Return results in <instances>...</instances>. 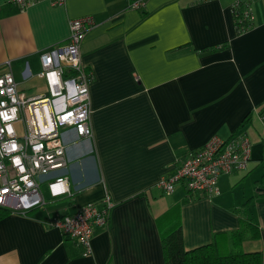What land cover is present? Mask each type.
I'll return each instance as SVG.
<instances>
[{"label":"crops","instance_id":"1","mask_svg":"<svg viewBox=\"0 0 264 264\" xmlns=\"http://www.w3.org/2000/svg\"><path fill=\"white\" fill-rule=\"evenodd\" d=\"M234 1H41L21 11L0 0V68L10 62L27 97L46 94L40 56L67 41L69 20L92 22L80 48L92 136L65 137L72 196L52 200L43 185L45 206L0 219V264H165L157 220L169 211L186 250L216 237L264 264V0H251L253 28L242 34ZM240 135L250 161L218 178V195L191 200L182 184L169 196L156 187L189 152ZM105 196L108 224L83 257L49 222Z\"/></svg>","mask_w":264,"mask_h":264},{"label":"built area","instance_id":"2","mask_svg":"<svg viewBox=\"0 0 264 264\" xmlns=\"http://www.w3.org/2000/svg\"><path fill=\"white\" fill-rule=\"evenodd\" d=\"M41 1L52 6L64 3V0H7L21 11ZM141 2L132 0L131 7L140 9ZM232 14L237 24L247 25L242 33L249 31L253 24L251 0H235ZM90 23L86 17L69 20L67 41L41 54L38 77L45 83L46 94L25 96L13 77L10 62L0 68V207L11 213L25 215L45 206L42 185L52 200L72 196L65 137L70 132L80 142L92 136L90 75L86 74L80 55ZM249 150L250 144L242 135L226 141L212 138L202 148L189 152L174 173L160 178L156 187L167 196L179 184L193 196L218 195V178L244 171L250 161ZM61 181L68 182L67 190ZM112 207L110 198L105 196L100 205L90 204L74 214L60 216L50 221L49 226L76 242L82 256L88 257L92 254L95 232L107 226Z\"/></svg>","mask_w":264,"mask_h":264},{"label":"trees","instance_id":"3","mask_svg":"<svg viewBox=\"0 0 264 264\" xmlns=\"http://www.w3.org/2000/svg\"><path fill=\"white\" fill-rule=\"evenodd\" d=\"M246 28V24H237L236 22L238 34H242V31ZM252 28L253 24L250 25L249 30ZM260 115L264 119V108L261 110ZM186 195L191 197V200L197 199V197L193 198L196 195L193 196L188 191H186ZM10 213L9 210L0 207V219ZM176 217V213L169 211L165 218L162 217L157 220L165 264H260L259 257L256 254L227 251L218 244L216 237H213L208 244L186 250L183 244L182 228Z\"/></svg>","mask_w":264,"mask_h":264},{"label":"clouds","instance_id":"4","mask_svg":"<svg viewBox=\"0 0 264 264\" xmlns=\"http://www.w3.org/2000/svg\"><path fill=\"white\" fill-rule=\"evenodd\" d=\"M61 183H63V184H64V186H65V190H67V187H68V182H67V181H61ZM54 194H56V193L54 192Z\"/></svg>","mask_w":264,"mask_h":264},{"label":"snow or ice","instance_id":"5","mask_svg":"<svg viewBox=\"0 0 264 264\" xmlns=\"http://www.w3.org/2000/svg\"><path fill=\"white\" fill-rule=\"evenodd\" d=\"M52 76L54 77L55 76V73H52Z\"/></svg>","mask_w":264,"mask_h":264},{"label":"rangeland","instance_id":"6","mask_svg":"<svg viewBox=\"0 0 264 264\" xmlns=\"http://www.w3.org/2000/svg\"><path fill=\"white\" fill-rule=\"evenodd\" d=\"M43 186V185H42ZM45 186V185H44Z\"/></svg>","mask_w":264,"mask_h":264}]
</instances>
